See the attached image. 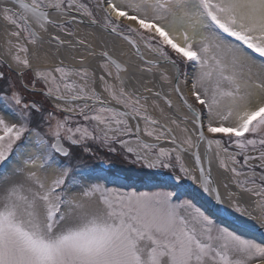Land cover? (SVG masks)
<instances>
[{
	"label": "snow or ice",
	"instance_id": "snow-or-ice-1",
	"mask_svg": "<svg viewBox=\"0 0 264 264\" xmlns=\"http://www.w3.org/2000/svg\"><path fill=\"white\" fill-rule=\"evenodd\" d=\"M0 264H264V0H0Z\"/></svg>",
	"mask_w": 264,
	"mask_h": 264
},
{
	"label": "flooded vegetation",
	"instance_id": "flooded-vegetation-1",
	"mask_svg": "<svg viewBox=\"0 0 264 264\" xmlns=\"http://www.w3.org/2000/svg\"><path fill=\"white\" fill-rule=\"evenodd\" d=\"M92 164H98L99 162L98 161H91Z\"/></svg>",
	"mask_w": 264,
	"mask_h": 264
}]
</instances>
